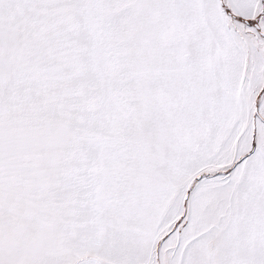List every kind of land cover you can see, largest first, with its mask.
<instances>
[{
    "label": "snow or ice",
    "instance_id": "snow-or-ice-1",
    "mask_svg": "<svg viewBox=\"0 0 264 264\" xmlns=\"http://www.w3.org/2000/svg\"><path fill=\"white\" fill-rule=\"evenodd\" d=\"M0 264H264V0H0Z\"/></svg>",
    "mask_w": 264,
    "mask_h": 264
}]
</instances>
